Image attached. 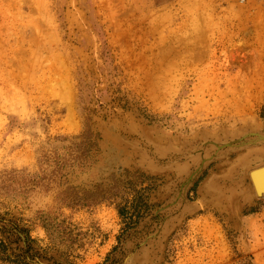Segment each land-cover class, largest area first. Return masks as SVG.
Masks as SVG:
<instances>
[{"label":"rangeland","instance_id":"1","mask_svg":"<svg viewBox=\"0 0 264 264\" xmlns=\"http://www.w3.org/2000/svg\"><path fill=\"white\" fill-rule=\"evenodd\" d=\"M1 242L35 264L31 0H0Z\"/></svg>","mask_w":264,"mask_h":264},{"label":"trees","instance_id":"2","mask_svg":"<svg viewBox=\"0 0 264 264\" xmlns=\"http://www.w3.org/2000/svg\"><path fill=\"white\" fill-rule=\"evenodd\" d=\"M21 258H22L21 256H18L17 258H15L16 260H13V256L8 252V246L6 245V243L5 242L0 243V260L2 262L8 264H16L14 262H18V264L20 263L22 264ZM24 264H28V263L25 262Z\"/></svg>","mask_w":264,"mask_h":264}]
</instances>
